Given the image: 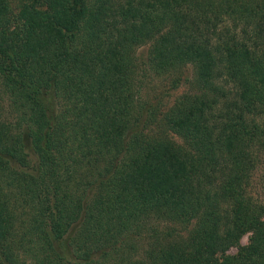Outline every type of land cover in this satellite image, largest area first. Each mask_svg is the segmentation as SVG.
Returning <instances> with one entry per match:
<instances>
[{"label": "trees", "instance_id": "trees-1", "mask_svg": "<svg viewBox=\"0 0 264 264\" xmlns=\"http://www.w3.org/2000/svg\"><path fill=\"white\" fill-rule=\"evenodd\" d=\"M263 159L264 0H0V264H264Z\"/></svg>", "mask_w": 264, "mask_h": 264}, {"label": "rangeland", "instance_id": "rangeland-1", "mask_svg": "<svg viewBox=\"0 0 264 264\" xmlns=\"http://www.w3.org/2000/svg\"><path fill=\"white\" fill-rule=\"evenodd\" d=\"M149 48V45H145L136 50L138 72H140V76L145 82L142 99L146 109L158 107L160 110H164L170 107L178 96L192 92L193 86L191 81L194 77V70L192 66H183L166 76H156L148 69ZM175 139L178 140V138ZM263 174L264 159L252 180L253 195L261 202L264 201ZM250 236L251 233L245 234L240 240V245H247ZM140 246H146V241L140 243ZM237 250V247H231L229 253L235 254Z\"/></svg>", "mask_w": 264, "mask_h": 264}]
</instances>
